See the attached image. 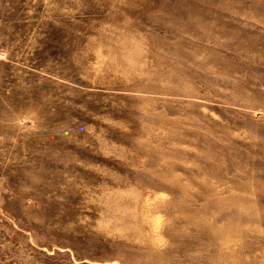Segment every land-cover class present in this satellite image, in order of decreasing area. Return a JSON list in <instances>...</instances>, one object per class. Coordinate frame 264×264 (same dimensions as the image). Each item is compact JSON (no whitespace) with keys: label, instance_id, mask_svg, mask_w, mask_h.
Returning <instances> with one entry per match:
<instances>
[{"label":"rangeland","instance_id":"obj_1","mask_svg":"<svg viewBox=\"0 0 264 264\" xmlns=\"http://www.w3.org/2000/svg\"><path fill=\"white\" fill-rule=\"evenodd\" d=\"M0 264H264V0H0Z\"/></svg>","mask_w":264,"mask_h":264}]
</instances>
